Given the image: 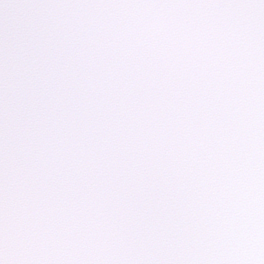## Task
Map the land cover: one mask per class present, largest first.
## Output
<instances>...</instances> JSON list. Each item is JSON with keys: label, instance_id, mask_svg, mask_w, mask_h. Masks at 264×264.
Listing matches in <instances>:
<instances>
[{"label": "snow or ice", "instance_id": "snow-or-ice-1", "mask_svg": "<svg viewBox=\"0 0 264 264\" xmlns=\"http://www.w3.org/2000/svg\"><path fill=\"white\" fill-rule=\"evenodd\" d=\"M0 264H264V0H0Z\"/></svg>", "mask_w": 264, "mask_h": 264}]
</instances>
